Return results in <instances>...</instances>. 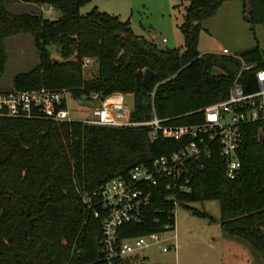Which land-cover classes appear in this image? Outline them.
Listing matches in <instances>:
<instances>
[{"label":"trees","instance_id":"16d2710c","mask_svg":"<svg viewBox=\"0 0 264 264\" xmlns=\"http://www.w3.org/2000/svg\"><path fill=\"white\" fill-rule=\"evenodd\" d=\"M89 0H0V79L5 75L6 40L29 32L40 56L29 71L18 72L19 89H68L76 98L122 91L133 95L130 118L144 121L154 114L167 124L197 125L204 107L224 99L239 69L236 57L202 53L201 23L224 0H188L177 26L180 48H158L134 35L129 19L122 21L97 6L82 13ZM246 20L264 24V0H247ZM48 3L61 14L14 12L7 3ZM56 46L61 58L55 57ZM264 67V51L254 46L239 53ZM92 58L97 70H87ZM220 73L213 74V68ZM154 75L142 86L144 71ZM249 77V74H244ZM153 92V94H152ZM236 149L240 167L234 178L225 172L217 143L208 156L188 163V190L176 194L179 204L216 200L218 224L229 237L246 241L264 256V138L259 122L240 126ZM180 142L147 139L144 127L91 124L79 120L0 115V264H148L144 260L113 259L99 253L101 219L93 215L85 196H93L109 179L127 177L136 165L150 168L155 158L176 150ZM151 201L141 221L120 226L125 237L174 227V205L161 186L151 187ZM194 213L212 218L205 211Z\"/></svg>","mask_w":264,"mask_h":264},{"label":"built area","instance_id":"2783aa9c","mask_svg":"<svg viewBox=\"0 0 264 264\" xmlns=\"http://www.w3.org/2000/svg\"><path fill=\"white\" fill-rule=\"evenodd\" d=\"M165 41V38L160 39L162 43ZM219 54L236 57L239 69L230 83L227 96L201 110L204 121L200 124H167L169 118L159 119L154 112L148 120H133L130 118L132 108L125 105L122 91L104 97L94 94L93 98L99 100V105L92 109L91 116L79 120L115 127H144L147 139L151 142L158 139L180 142L176 150L155 158L149 169L136 165L127 177L109 179L101 184L93 196H85L88 208L95 217L101 219L102 235L99 243L104 258L109 262L115 258L145 260L142 251L151 247L161 253L173 252L176 255V235L163 236L173 227L125 237L120 233V226L141 221L144 208L149 205L153 195L151 187L161 186L166 192L165 200H171L175 207L178 203L176 194L188 190L191 177L188 163L199 159L201 155L208 156L209 144L219 145L225 172L229 178H234L240 167L236 152L241 140L240 126L259 122L264 138V67L255 61H244L239 55H231L225 48ZM92 61V58H85L84 66ZM244 74H249V77H244ZM68 102L69 90L66 88L46 86L0 90V115L70 121L74 119Z\"/></svg>","mask_w":264,"mask_h":264},{"label":"rangeland","instance_id":"374dc122","mask_svg":"<svg viewBox=\"0 0 264 264\" xmlns=\"http://www.w3.org/2000/svg\"><path fill=\"white\" fill-rule=\"evenodd\" d=\"M188 0H89L80 6V11L86 13L94 7L117 14L122 21L129 19L130 28L134 35L150 39L157 34L165 42H155L158 48H180L183 36L178 30L182 21ZM8 8L14 12H42L43 15L56 18L62 12L48 3L9 2ZM50 7L52 9L50 10ZM248 11L247 0H224L213 15L202 21L199 31L197 49L200 52L217 54L225 48L231 55L248 50L254 46L264 51V24L251 26L246 20ZM8 62L5 75L0 79V90L16 88L14 77L18 72L29 71L40 61L34 38L27 33L11 35L6 40ZM52 54L61 58L56 46ZM219 54V53H218ZM87 70H97L94 60ZM95 98H76L69 91L71 116L74 120H82L92 115V109L99 105ZM124 103L133 108V95L126 94ZM174 227L163 236L176 235L177 252L161 253L151 247L142 251L148 264H264V256L254 252L246 241L229 237L241 243L236 253L234 263H229V253L233 248L227 247L220 236H226L218 224L220 207L216 200H202L177 203L174 207ZM207 212L212 218L200 217L194 213ZM240 245V244H239ZM177 261H176V260ZM229 260V261H228Z\"/></svg>","mask_w":264,"mask_h":264},{"label":"water","instance_id":"95a60500","mask_svg":"<svg viewBox=\"0 0 264 264\" xmlns=\"http://www.w3.org/2000/svg\"><path fill=\"white\" fill-rule=\"evenodd\" d=\"M152 38H153L154 42H160V37L157 34H154ZM220 72H221V70L217 67L212 69L213 74L220 73ZM153 75H154V73L151 70L146 68V70L144 71V74H143V78H142V86L143 87L147 88L148 81L152 78ZM96 244L98 245L99 253L102 254L103 250H102V246L99 243V238H97Z\"/></svg>","mask_w":264,"mask_h":264},{"label":"crops","instance_id":"0c3cea01","mask_svg":"<svg viewBox=\"0 0 264 264\" xmlns=\"http://www.w3.org/2000/svg\"><path fill=\"white\" fill-rule=\"evenodd\" d=\"M154 35V34H153ZM148 41H153V38H151V40L150 39H147ZM202 53H205V52H202ZM218 53H220V52H218ZM217 53V54H218ZM220 240H222L223 242H225V245L227 246V247H230V248H233V252L231 253H229V259H230V262L229 263H234V262H236V261H238V259L236 260L235 258H236V253H237V251L239 250V248H241L240 246H242L241 245V243H239V242H236L235 240H232L231 238H229V236H223V235H221L220 237ZM240 244V245H239ZM243 247V246H242ZM176 260V259H175ZM144 261H146V260H144ZM177 261V260H176ZM229 261V260H228ZM147 262V261H146ZM148 263V262H147Z\"/></svg>","mask_w":264,"mask_h":264}]
</instances>
